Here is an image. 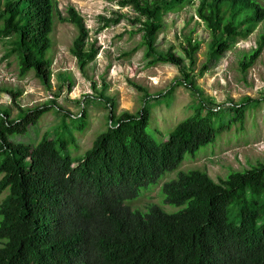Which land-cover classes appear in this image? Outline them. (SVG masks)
<instances>
[{"label":"trees","instance_id":"1","mask_svg":"<svg viewBox=\"0 0 264 264\" xmlns=\"http://www.w3.org/2000/svg\"><path fill=\"white\" fill-rule=\"evenodd\" d=\"M190 1L116 2L135 14L130 23L139 26V47L148 65H174L181 74L175 85L196 98L165 139L155 142L147 136L144 104L134 114L118 115L110 105L105 130L77 157L67 150L71 138L65 134H45L34 146L11 139L25 134L50 105L21 110L13 119L0 110V193L6 191L0 202V264H264V163L230 172L218 182L199 170L177 172L160 187L165 204L183 206L174 213L153 204L141 213L127 205L140 188L176 170L184 154H193L231 126L242 133L246 110L260 101L247 100L249 107L227 105L226 111L209 109L182 59L170 51L155 52L161 17ZM53 16L75 29L69 53L83 70L97 49L87 41L73 7L61 15L54 0H0V38L10 39L8 53L17 57L18 76L33 72L45 88ZM195 16L208 31L214 56L249 35L264 19V6L257 0H198ZM120 18L100 19L106 27ZM198 45L186 39L182 47L189 66ZM263 47L264 35H259L254 49L242 56L241 71ZM70 120L77 121L76 130L85 129L83 110Z\"/></svg>","mask_w":264,"mask_h":264},{"label":"rangeland","instance_id":"2","mask_svg":"<svg viewBox=\"0 0 264 264\" xmlns=\"http://www.w3.org/2000/svg\"><path fill=\"white\" fill-rule=\"evenodd\" d=\"M54 1L61 15L71 6L81 16L87 41L93 43L97 53L92 62L79 70L69 53L75 29L53 16L49 34L51 45L45 55L50 61L51 74L49 87L45 88L33 72L18 76L17 57L8 53L10 39L0 38V110H6L13 119L21 110L43 104L51 106L25 134L11 139L34 146L45 134L48 137L54 132L65 134L71 138L67 150L80 157L92 139L105 130L110 105L118 115L121 112L134 114L143 104L149 112L147 136L155 142L165 139L171 128L187 117L196 98L183 86L175 85L181 80V74L174 65H148L143 58L144 49L139 47V26L130 23L135 17L132 10L119 8L118 0ZM257 1L264 6V0ZM197 2L191 0L161 17V28L154 41L155 52L170 51L182 59L199 100L209 109L226 111L227 105L244 103L249 107L247 100L260 101L255 108L246 110L242 133L231 126L193 154H184L176 170L140 188L136 198L127 205L141 213L146 212L150 204L168 214L183 207L165 204L160 192L161 184L173 179L179 171H203L213 182H218L230 172H241L264 163V47L249 67L244 71L239 67L243 54L254 49L258 36L264 35V19L246 38L235 39L230 49L211 56L208 31L195 16ZM118 16L121 17L118 22H110L106 27L100 19L113 21ZM186 39L199 44L192 66L182 52ZM133 48L135 51L131 55H124ZM170 88L169 96L162 97ZM81 110L85 114L83 131L76 130L77 121L70 120ZM5 195L6 191L0 193V202Z\"/></svg>","mask_w":264,"mask_h":264}]
</instances>
